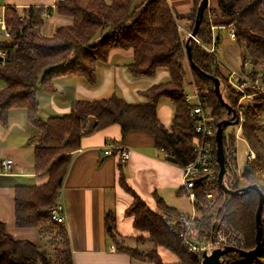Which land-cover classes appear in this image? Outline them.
Masks as SVG:
<instances>
[{
	"label": "trees",
	"instance_id": "16d2710c",
	"mask_svg": "<svg viewBox=\"0 0 264 264\" xmlns=\"http://www.w3.org/2000/svg\"><path fill=\"white\" fill-rule=\"evenodd\" d=\"M201 0H194L195 10L187 18L177 13L168 0H58L55 8L30 6L22 12L16 6L5 10L7 28L11 35L0 43L5 52L0 56V79L5 86L0 88V126L8 123L9 112L14 108L27 110L29 121L38 132L34 140L36 148L35 168L39 174H47L49 179L43 185H19L16 187V222L20 227L42 228L52 224L60 229L61 239L57 248L58 264H74L70 237L66 228L51 222L50 209L60 197V189L68 174L73 151L81 145L84 130L94 118L90 131L102 129L118 123L122 128V140L132 130H149L157 137V144L168 153V160L183 166L196 158L194 150L196 121L190 115L191 104L186 100L187 76L191 72L196 85L208 88L209 101L222 114L227 108L215 92L211 78L193 69L187 60L186 40L179 26L184 19L191 20L193 28L197 8ZM219 11L230 19L236 33L235 42L241 48L242 59L252 64L250 78H261L264 86V0H218V10H205L197 37L201 43L192 40L193 59L203 70L219 77L222 81L224 99L234 108L244 91L232 85L229 78L219 68L216 56L204 44L212 43L211 16ZM45 12L68 15L74 18L72 25H60L54 34L41 33L45 23ZM106 33L98 38L102 32ZM133 49L134 59L129 64L130 73L135 76H154L159 69L170 73L168 81L156 84L144 95L150 104H131L119 95L98 100H76L71 112L52 116L47 120L40 117L38 89H55L54 79L62 75H77L93 83L97 78L98 61H107L112 49ZM187 60V62H186ZM250 93L252 89H245ZM256 103L240 106L243 110L239 122L241 134L256 150L258 159L245 168L243 175L249 183L257 184L264 192V141L259 133L264 131L260 120L264 113V93L260 92ZM161 97H169L175 105V117L171 130L166 129L158 119L157 103ZM224 128V148L228 169L229 186L239 188L241 182L232 171L230 155L226 149ZM231 135V144H235ZM217 142L214 140V169L219 171ZM235 155L232 161L235 162ZM233 162V163H234ZM120 183L134 195L133 204L127 214L135 217V227L148 232L152 247L148 250L132 246L125 240L116 241L118 250L143 262L151 264H199L197 257L187 248L178 234V228L171 225L163 213L152 211L147 204L127 185L126 172L120 171ZM217 190V197L208 200L209 191ZM197 194L206 205L196 204L202 214L196 219V230L200 236L213 234L215 218L224 210L225 220L246 234L241 245L252 249L257 245L256 211L260 194L251 189L237 195L225 193L215 179L212 185L199 187ZM158 206L169 214L173 208L159 196ZM115 218L109 216L108 228L113 234ZM263 251L250 258L236 252L224 256L222 264H264V205L262 209ZM114 237V236H113ZM165 247L178 257L176 262H164L158 247ZM0 264H48L46 252L38 243L19 240L10 234L4 222H0Z\"/></svg>",
	"mask_w": 264,
	"mask_h": 264
},
{
	"label": "crops",
	"instance_id": "0c3cea01",
	"mask_svg": "<svg viewBox=\"0 0 264 264\" xmlns=\"http://www.w3.org/2000/svg\"><path fill=\"white\" fill-rule=\"evenodd\" d=\"M57 1L0 0V15L5 14L8 6H16L22 12L30 6L55 8ZM168 2L177 13L187 18L194 13V0ZM209 8L218 10V0H209ZM229 20L219 11H215L211 16L212 44L215 42L218 51L220 48L219 53L225 54V61L229 62L230 70H237L250 78L252 64L243 61L242 50L234 39L227 37L231 43L228 46L227 39L222 35V30L229 32L233 27L232 24H228ZM191 22L189 19L181 21L179 28L183 32V38L190 30ZM73 23V17L52 12L50 17L45 19L40 31L43 35L51 36L58 26ZM105 33L106 31L99 34L98 38ZM204 45L211 46V43ZM133 59V49L115 48L111 50L107 61H98L97 78L93 83L77 75L56 77L53 91L49 92L41 87L38 89L40 117L47 120L52 116L65 115L71 112L73 102L76 100H98L114 95L123 97L131 104H150L151 101L144 92L156 84L168 81L170 73L167 69L161 68L154 76L135 77L128 69ZM216 63L221 72L228 77L230 71L220 66L218 59ZM188 76H192L191 72ZM259 80L261 81V78ZM191 84L195 85L194 81ZM4 86V81L0 79V88ZM254 95L250 94L246 98L250 99ZM157 115L162 125L171 130L175 105L169 97L159 99ZM260 120L264 125V113ZM93 124L94 118L91 117L84 130L80 147L73 151V159L58 199L65 202L68 210V222L64 228L69 233L74 264H134L136 258L119 251L116 241L125 240L131 245L134 242L139 243V238L147 237L149 233L137 229L135 217L127 214V209L133 204L135 197L120 183L121 167L126 172L127 185L152 211L163 213L169 223L178 220L182 215L192 213L188 210L189 202L191 204L192 201L188 200L184 188L183 167L167 159V151L158 146L156 135L149 130H132L123 141L120 124L114 123L91 132ZM37 132V127L29 121L27 110L23 108L12 109L9 112L8 123L0 126V222H4L6 230L16 239L40 243L42 232L39 228L17 225L15 201L17 186L43 185L49 179L47 174H39L35 168L38 143L33 138ZM259 135L264 141V131H260ZM236 139L235 166L237 171L242 173L246 165L239 168ZM239 140L244 143L246 155L251 146L242 134L239 135ZM106 145L112 147L114 151L112 155L104 154L103 149ZM125 149L130 151V157L123 162L119 151ZM4 159L12 161L11 170L4 169ZM156 196L171 206L175 214L165 213L158 206ZM112 215L115 218L112 224L114 237L108 228L109 216ZM39 246L42 248L41 244ZM112 246L115 249H112ZM158 251L164 262L178 261V257L167 248L160 246Z\"/></svg>",
	"mask_w": 264,
	"mask_h": 264
},
{
	"label": "built area",
	"instance_id": "2783aa9c",
	"mask_svg": "<svg viewBox=\"0 0 264 264\" xmlns=\"http://www.w3.org/2000/svg\"><path fill=\"white\" fill-rule=\"evenodd\" d=\"M45 17H50L49 12H45ZM190 29L186 34L184 39L187 40L191 34ZM231 39L236 38V33L234 27L229 31ZM11 33L7 28L5 14L0 15V43L3 42L2 38L10 37ZM194 40L201 43V40L196 36ZM211 43V46H205L209 52L214 55L217 54L218 48ZM5 52L0 49V56H4ZM249 62L246 61V64ZM228 78L233 86L238 89H241L245 92V89L249 86L257 87L263 90L264 86L262 82L257 80H252L248 76H244L237 72V70H230ZM195 95L186 96V100L191 104L190 115L196 121V136H195V145L194 150L196 153V158L183 165L184 173V188L186 190V195L190 198L194 205V211L190 215H182L178 220L171 222V225L178 228V234L183 239L184 244L189 248L191 253L197 257L199 264L205 263L204 253L208 255L212 254L215 249L225 248L226 246H236L242 247L243 241L239 237L235 236L232 227H229L230 224L225 221L215 220V232L213 233V239L210 241H201L199 239H207V235L200 236L196 230V219L199 218L197 212L199 211L196 208V204H202V200L197 194V189L199 187L209 186L217 179L218 173H216L213 163H214V140L216 138V133L218 130L219 121L222 120L221 117L217 114L215 108L209 103L208 92L203 90L201 87L194 85ZM195 98L196 100H193ZM242 115V112H241ZM242 117V116H241ZM243 118V117H242ZM104 154L112 155L114 151L112 147L106 145L103 149ZM121 152V160L123 162L127 161L130 157V151L125 149ZM247 165L257 159L256 151L249 147L246 153ZM13 163L9 159L3 160V167L6 170H11ZM202 179V180H201ZM206 196L208 198L213 197L212 192H207ZM50 219L51 222L56 226L64 227L68 222V210L64 201H58L50 209ZM228 230L229 233H226ZM112 249H115L112 246ZM224 257L221 258L223 263Z\"/></svg>",
	"mask_w": 264,
	"mask_h": 264
},
{
	"label": "rangeland",
	"instance_id": "374dc122",
	"mask_svg": "<svg viewBox=\"0 0 264 264\" xmlns=\"http://www.w3.org/2000/svg\"><path fill=\"white\" fill-rule=\"evenodd\" d=\"M222 35L225 37V39H227V37H230V34L228 31L226 30H222ZM9 38V37H8ZM7 38L3 37L2 40H6ZM186 40V39H185ZM226 44L229 46L231 43L230 41L227 39L226 41ZM220 52V48H219V51L217 52L216 56H217V59H218V62L220 64V66H222L223 68H226L230 71V69L228 68V65H229V62L225 61V54L222 53V55L219 53ZM221 56V57H220ZM187 62V60H186ZM249 68V67H248ZM192 74V73H191ZM227 76V75H226ZM193 77L192 76H187V94L188 95H195V88H194V85L191 84L192 81H194L192 79ZM190 79V80H189ZM5 83V81H4ZM195 83V82H194ZM196 84V83H195ZM199 86V85H197ZM215 86V84H214ZM201 87L203 90L207 91L208 92V100H209V97H210V91L208 88H204L202 86H199ZM249 87V86H248ZM250 88L252 89V91L250 93H247L246 91L244 92L243 96L240 98V100H238V104L239 107L238 108H235L236 111H237V118H239V122L242 121V117H243V110H242V107L240 106H252L256 103V100L257 98L260 96L259 94H261L260 92H263L262 89L259 90V88L257 87H252L250 86ZM221 89H222V81H221ZM223 92V90H222ZM264 93V92H263ZM250 94H255L253 97H251L250 99H247L246 97L250 96ZM187 96V95H186ZM224 96V95H223ZM246 98V99H244ZM193 100H196L195 98H193ZM226 101V100H225ZM209 103L215 108V106L213 105V103L211 101H209ZM228 103V102H227ZM230 104V103H229ZM231 105V104H230ZM232 106V105H231ZM233 107V106H232ZM227 108V107H226ZM234 108V107H233ZM216 110V109H215ZM217 114L221 117L222 120L219 121V123L225 119H230L232 118L233 116V112H229L228 108H227V112L225 114H222V113H219L217 110H216ZM241 112H242V115H241ZM242 116V117H241ZM239 122L237 124H232V125H229L227 126L226 130H225V136L227 135L226 137V140H227V146H226V149L227 151L229 152V155H230V162L232 164V171L234 172V175L238 176L240 182H241V186L239 188H243L244 186H247V185H250V184H253V183H249L247 181V179L245 178V176L243 175V172L242 173H239V171H237V167L235 166V162L232 161V155L234 154V145L231 144V135H233L236 139V142H237V152L239 154V168H244L245 165H247V159H246V155H245V152H244V143L239 140V135L241 134L239 131L241 130V127L239 125ZM234 138V139H235ZM225 149V148H224ZM255 150V149H254ZM256 151V150H255ZM257 154V152H256ZM244 156H245V161H244ZM258 159V157H257ZM256 159V160H257ZM234 162V163H233ZM246 163V164H245ZM219 172V171H218ZM225 182L226 184L229 186L228 182H229V178H228V174L226 175L225 177ZM212 185V184H211ZM230 187V186H229ZM232 188V187H230ZM232 189H238V188H232ZM213 193V197L212 198H208L207 196H205L208 200L210 199H215L217 197V190H213V191H210ZM188 197V196H187ZM189 198V197H188ZM190 200V198L188 199ZM192 204V205H191ZM189 202V208L188 210L193 212L194 211V208H193V203ZM202 204L206 205L205 201L202 200ZM199 218L202 217V214L199 212H197ZM225 215H226V212L225 210L220 214L218 215L216 219L218 220H221L222 221H225L226 223H228L226 220H225ZM167 218V217H166ZM168 220V218H167ZM176 221V220H175ZM171 224V222H170ZM230 224V223H228ZM229 227H232L234 232L236 233L235 236L239 237L240 240H242L244 242L245 240V236L246 234L242 232V230L238 229L237 227H235L233 224H230ZM262 230H263V225H262ZM60 229H56L52 226V224H47L46 226H44L42 228V236H41V241L39 243V241L37 242L38 244H41L42 245V250L46 252V262L48 264H58L57 262V255H58V250L57 248L59 247L60 245V239H61V234H60ZM215 232V230L213 231V233ZM226 233H229L228 230H226ZM41 235V234H40ZM206 237L207 239H199L201 241H210L213 239V234H207L206 233ZM139 243L137 242H134L131 243V245L135 246V245H138L140 246V248L144 249V250H148L152 247V244L149 242L148 239H140L138 240ZM188 248V247H187ZM243 248V247H241ZM189 249V248H188ZM134 264H142L140 263L139 260L137 259H134ZM145 264H151V263H145Z\"/></svg>",
	"mask_w": 264,
	"mask_h": 264
},
{
	"label": "water",
	"instance_id": "95a60500",
	"mask_svg": "<svg viewBox=\"0 0 264 264\" xmlns=\"http://www.w3.org/2000/svg\"><path fill=\"white\" fill-rule=\"evenodd\" d=\"M208 6H209V0H201L198 5L194 26L191 30V34L186 40V52H187V60L189 61L191 67L197 70L202 75L207 76L213 80L215 84V92L218 98L221 100V102L225 104L229 112H233L232 118L225 119L218 124V130L216 133V142H217L216 153H217V159L219 163V172L217 176L218 184H219V187L225 193L230 194V195H237L243 192H247L251 189H256L260 194L259 205L256 211L257 245L252 249H244V248L229 245V246H226L225 248L215 249L210 255H208L207 253H204V258H205L204 264H222L221 258L231 252H236L242 256H246L250 258H253L262 253L263 251L262 209L264 205V192L257 184H250V185L244 186L243 188L232 189L225 182V177L228 174V169L226 166V154H225V149H224V128L232 124H237L239 122V118H237L238 114H237L236 109L233 108L224 99L223 92L221 89V79L219 77H216L206 72L198 64H196V62L193 59V54L191 51V42L192 40H194V37L198 35L201 23L204 18L205 10Z\"/></svg>",
	"mask_w": 264,
	"mask_h": 264
}]
</instances>
